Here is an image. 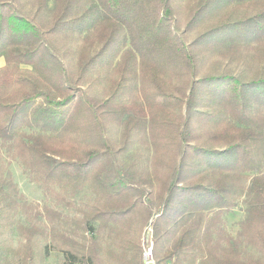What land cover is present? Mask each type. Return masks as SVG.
I'll return each mask as SVG.
<instances>
[{"label": "trees", "instance_id": "trees-1", "mask_svg": "<svg viewBox=\"0 0 264 264\" xmlns=\"http://www.w3.org/2000/svg\"><path fill=\"white\" fill-rule=\"evenodd\" d=\"M1 57L0 235L27 220L0 264H35L39 238L67 264H143L148 233L158 264H264V0H0ZM3 148L58 203L91 199L28 202Z\"/></svg>", "mask_w": 264, "mask_h": 264}, {"label": "rangeland", "instance_id": "rangeland-1", "mask_svg": "<svg viewBox=\"0 0 264 264\" xmlns=\"http://www.w3.org/2000/svg\"><path fill=\"white\" fill-rule=\"evenodd\" d=\"M192 37L193 36H191L188 40H191ZM5 63L6 62L4 57H1L0 66H4ZM206 68L207 66H205L203 72L206 71ZM224 68L225 67L222 64L220 68L217 69L220 71H224ZM108 128L110 129V137H112L119 145H121V128H117L113 125H109ZM199 130L203 131L202 129ZM148 153L149 152L146 149V144H144V142L139 137L137 138L133 136V138L131 139V143L128 145L127 149L119 155V160L128 169L135 171L137 174L138 166L143 167L145 164H147ZM2 154L4 162L8 169L12 172L14 180L17 183L20 192L25 196L28 202L39 203L41 206L47 205L53 208H57L66 215H74L75 213H77L76 209L79 206L83 205L86 201H89L91 199L90 191L85 190L71 199L75 205L73 207H68L64 204L58 203L55 192L59 191V187H54L55 192L45 190L38 183L32 181L30 176L24 171L23 166L18 159L12 157V155L4 148L2 149ZM244 199V197H240L237 201V206H235L229 212L225 213L220 223L221 227L224 229V232L226 231L227 234H230L234 237L238 236L240 232L241 221L245 218L246 204L244 202ZM12 220L13 226L11 228H7L3 232V234L0 235V240L4 241L6 245L16 249L21 247L25 242L20 232L16 229V226L21 222L26 223L27 219L26 215L23 212H19L18 214L13 216ZM37 243L39 245V249L36 253L38 257L35 264H67L64 258L65 254L58 248L49 246V242L43 238L37 239ZM224 251H229V248L226 246H222L218 249V252H220L222 258L224 257ZM240 252L245 258H249L258 254V251L254 247L248 245H242V247H240ZM229 255L231 254L229 253ZM15 257V255L11 254L9 256V259L12 261ZM186 264H188V262H186ZM197 264H199V262H197Z\"/></svg>", "mask_w": 264, "mask_h": 264}, {"label": "built area", "instance_id": "built-area-1", "mask_svg": "<svg viewBox=\"0 0 264 264\" xmlns=\"http://www.w3.org/2000/svg\"><path fill=\"white\" fill-rule=\"evenodd\" d=\"M143 264H158L154 255V240L150 233H148L145 238Z\"/></svg>", "mask_w": 264, "mask_h": 264}]
</instances>
